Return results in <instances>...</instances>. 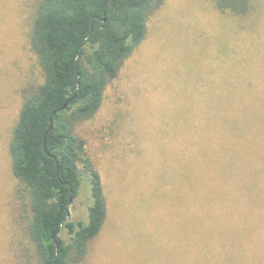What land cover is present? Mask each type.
I'll list each match as a JSON object with an SVG mask.
<instances>
[{"label":"rangeland","instance_id":"obj_1","mask_svg":"<svg viewBox=\"0 0 264 264\" xmlns=\"http://www.w3.org/2000/svg\"><path fill=\"white\" fill-rule=\"evenodd\" d=\"M38 3L0 0V264L37 263L26 228L31 212L15 197L10 143L25 100L45 81L30 42ZM253 6L233 16L214 0H164L99 113L78 126L109 209L81 264H193L198 161L207 167L210 140L225 138L227 94L264 92V0ZM82 185L70 210L75 222L87 221L91 205L90 184ZM246 205L260 215V200ZM263 213L236 235L245 246L259 244L252 264H264Z\"/></svg>","mask_w":264,"mask_h":264},{"label":"trees","instance_id":"obj_2","mask_svg":"<svg viewBox=\"0 0 264 264\" xmlns=\"http://www.w3.org/2000/svg\"><path fill=\"white\" fill-rule=\"evenodd\" d=\"M214 1L233 16H246L254 8L253 0ZM163 4L39 0L30 42L45 81L25 100L10 143L19 181L15 197L19 208L31 212L26 228L36 264H81L106 226L102 176L77 128L99 113L109 84L146 39L149 20ZM227 97V112L221 110L227 114L221 126L225 138L210 140L207 167L203 158L195 172L193 264H252L255 259L248 256L259 247L250 241L245 246L236 235L264 212V92ZM216 123L212 129L219 128ZM84 179L91 205L87 221L75 222L70 210ZM252 200L263 205L258 216L246 205Z\"/></svg>","mask_w":264,"mask_h":264},{"label":"water","instance_id":"obj_3","mask_svg":"<svg viewBox=\"0 0 264 264\" xmlns=\"http://www.w3.org/2000/svg\"><path fill=\"white\" fill-rule=\"evenodd\" d=\"M106 21V20H105ZM73 202V201H72Z\"/></svg>","mask_w":264,"mask_h":264}]
</instances>
